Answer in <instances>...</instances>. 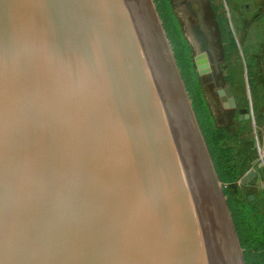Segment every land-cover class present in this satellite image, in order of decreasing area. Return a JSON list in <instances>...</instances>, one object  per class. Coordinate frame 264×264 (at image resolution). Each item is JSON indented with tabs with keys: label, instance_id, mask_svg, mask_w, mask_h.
<instances>
[{
	"label": "water",
	"instance_id": "95a60500",
	"mask_svg": "<svg viewBox=\"0 0 264 264\" xmlns=\"http://www.w3.org/2000/svg\"><path fill=\"white\" fill-rule=\"evenodd\" d=\"M0 264H240L147 0H0Z\"/></svg>",
	"mask_w": 264,
	"mask_h": 264
},
{
	"label": "rangeland",
	"instance_id": "374dc122",
	"mask_svg": "<svg viewBox=\"0 0 264 264\" xmlns=\"http://www.w3.org/2000/svg\"><path fill=\"white\" fill-rule=\"evenodd\" d=\"M169 1L190 47L192 70L214 125L223 133L220 144L231 150L229 163L236 169V180L226 185L227 189L233 197L250 201L264 213V0ZM151 3L154 9L153 0ZM195 32L207 38L203 46L209 51L208 56ZM179 80L182 85L180 76ZM223 87L230 88L235 99L233 107L221 105L218 93ZM183 90L194 114L187 91ZM240 108L247 111L248 119H244L246 114ZM221 189L220 181L218 192ZM222 199L228 209L224 192ZM227 216L236 235L229 209ZM239 251L241 257L242 249Z\"/></svg>",
	"mask_w": 264,
	"mask_h": 264
},
{
	"label": "trees",
	"instance_id": "16d2710c",
	"mask_svg": "<svg viewBox=\"0 0 264 264\" xmlns=\"http://www.w3.org/2000/svg\"><path fill=\"white\" fill-rule=\"evenodd\" d=\"M165 36L171 46L180 77L191 100V106L207 145L213 167L223 185L244 264H264V213L250 201L239 200L226 185L236 180V169L230 165L231 150L222 148L221 130L215 127L196 75L192 70L190 47L184 37L169 0H153ZM225 185V186H224Z\"/></svg>",
	"mask_w": 264,
	"mask_h": 264
},
{
	"label": "bare ground",
	"instance_id": "6f19581e",
	"mask_svg": "<svg viewBox=\"0 0 264 264\" xmlns=\"http://www.w3.org/2000/svg\"><path fill=\"white\" fill-rule=\"evenodd\" d=\"M147 1H148V3H149L150 9H151L152 14H153V17H154V19H155L156 25H157L158 30H159V33H160V35H161L162 41H163V43H164L165 49H166V51H167L168 57H169V59H170L171 65H172V67H173L174 73H175V75H176L177 81H178V83H179L180 89H181V91H182L183 97H184V99H185L186 105H187V107H188L189 113H190L191 118H192V121H193V123H194L195 129H196V131H197L198 137H199V139H200V142H201V145H202V148H203L204 154H205V156H206V159H207V162H208V165H209V168H210L211 174H212V176H213V179H214V182H215V185H216L217 191H218V183H219V182H218L216 176L214 175V172H213V169H212V167H211L210 161H209V159H208V157H207V153H206V150H205V147H204L203 141H202V137H201V135H200V133H199V131H198L196 125H195V121H194V119H193L192 113H191L190 108H189V103L187 102V99H186V96H185V92H184V90H183V87H182L181 82H180V80H179V77H178L177 71H176L175 66H174V64H173V60H172V57H171V54H170V51H169V46H168L167 41L165 40V38H164V36H163V33H162V30H161L160 24H159V22H158V20H157V18H156L155 13H154L153 6H152L150 0H147ZM198 26L200 27V25H198ZM203 27H204V26L201 24V28H202V30H203V32H204ZM195 33H196V32H195ZM196 34H197L198 38H200V40H201V43H202V49L204 50L205 56H206V55L208 56V55H209V51H207V49L204 48V46H203V42L205 43V41L207 40V38H204L203 36H200L198 33H196ZM221 90H222V89H221ZM221 90H220V91H221ZM220 91H219V93H218V94H219V97H220V101H224V102H226V103H230V101L232 100L233 97L228 96L225 92H223V93L220 94ZM218 194H219V197H220V200H221L222 206H223L224 211H225V215H226V218H227V221H228V225H229L230 232H231V235H232V238H233V242H234V245H235V249H236V252H237V255H238L239 262H240V264H242V260H241V257H240L239 246H238V244H237V242H236V237H235V234H234V231H233V228H232L231 222H230V220H229V218H228V216H227V210H226V207H225V204H224V199H222V195H220V192H218Z\"/></svg>",
	"mask_w": 264,
	"mask_h": 264
},
{
	"label": "flooded vegetation",
	"instance_id": "af4514ba",
	"mask_svg": "<svg viewBox=\"0 0 264 264\" xmlns=\"http://www.w3.org/2000/svg\"><path fill=\"white\" fill-rule=\"evenodd\" d=\"M223 88H224V87H223ZM233 98H234V97H233ZM218 99H219V97H218ZM233 100H234V102H235V99H233ZM219 101H220V99H219ZM220 103H221V105H223L224 107H225V105H229V103H226V102H224V101H220ZM235 107H236V104H235ZM239 111H240V112H244V114H246V116L244 117V119H248V118H249V114L247 113L246 110L240 108Z\"/></svg>",
	"mask_w": 264,
	"mask_h": 264
}]
</instances>
